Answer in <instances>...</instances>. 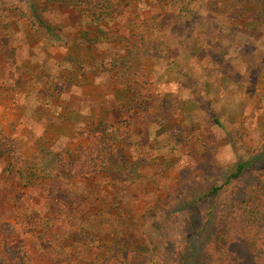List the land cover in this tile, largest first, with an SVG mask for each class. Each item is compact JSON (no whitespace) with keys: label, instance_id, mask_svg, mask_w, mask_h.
I'll use <instances>...</instances> for the list:
<instances>
[{"label":"rangeland","instance_id":"374dc122","mask_svg":"<svg viewBox=\"0 0 264 264\" xmlns=\"http://www.w3.org/2000/svg\"><path fill=\"white\" fill-rule=\"evenodd\" d=\"M108 1L96 23L77 0H0V254L26 264L183 262L215 228L209 188L264 168L256 5ZM95 126L116 161L62 176L57 155Z\"/></svg>","mask_w":264,"mask_h":264},{"label":"trees","instance_id":"16d2710c","mask_svg":"<svg viewBox=\"0 0 264 264\" xmlns=\"http://www.w3.org/2000/svg\"><path fill=\"white\" fill-rule=\"evenodd\" d=\"M77 1L96 23L107 20L110 8L108 0ZM169 1L172 5L178 6L187 5L193 0ZM223 1L231 6L252 3L256 5L259 14H264V0ZM141 32L132 33L141 41L138 48L144 44ZM125 69L128 71L131 69L133 73L132 65H127ZM125 73L123 72L121 76ZM136 73L137 71L134 72V76ZM125 90L130 98L136 96L133 89ZM135 90L137 95H141L138 89ZM102 126L105 127V124ZM84 138L87 140L86 145L78 144L57 155L56 169L62 176L91 180L95 173L104 171L116 161L112 140L105 136L104 131L95 126L86 131ZM3 145L0 143V148H3ZM261 148H264V141ZM1 152L5 154L6 151L2 149ZM7 152L10 153V149ZM257 163L261 164L251 159L238 162L219 185L209 188L207 193L209 195L222 194L213 233L202 249L190 248L188 256L182 259L183 262L176 260V264H264V168L256 170L254 165ZM34 180L33 175L26 177V182ZM0 264H26V261L20 251L13 249L7 256L0 254Z\"/></svg>","mask_w":264,"mask_h":264}]
</instances>
